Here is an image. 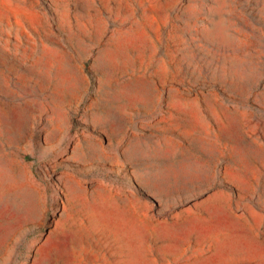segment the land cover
Here are the masks:
<instances>
[{
  "label": "rangeland",
  "instance_id": "374dc122",
  "mask_svg": "<svg viewBox=\"0 0 264 264\" xmlns=\"http://www.w3.org/2000/svg\"><path fill=\"white\" fill-rule=\"evenodd\" d=\"M0 264H264V0H0Z\"/></svg>",
  "mask_w": 264,
  "mask_h": 264
},
{
  "label": "bare ground",
  "instance_id": "6f19581e",
  "mask_svg": "<svg viewBox=\"0 0 264 264\" xmlns=\"http://www.w3.org/2000/svg\"><path fill=\"white\" fill-rule=\"evenodd\" d=\"M48 244H49V243H48ZM46 250H47V249H46ZM46 250H45V251H46Z\"/></svg>",
  "mask_w": 264,
  "mask_h": 264
}]
</instances>
